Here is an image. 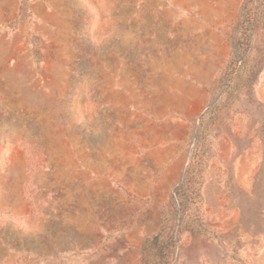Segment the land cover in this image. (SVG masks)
<instances>
[{
    "label": "rangeland",
    "instance_id": "374dc122",
    "mask_svg": "<svg viewBox=\"0 0 264 264\" xmlns=\"http://www.w3.org/2000/svg\"><path fill=\"white\" fill-rule=\"evenodd\" d=\"M0 264H264V0H0Z\"/></svg>",
    "mask_w": 264,
    "mask_h": 264
},
{
    "label": "trees",
    "instance_id": "16d2710c",
    "mask_svg": "<svg viewBox=\"0 0 264 264\" xmlns=\"http://www.w3.org/2000/svg\"><path fill=\"white\" fill-rule=\"evenodd\" d=\"M159 238V236H156L154 239H153V242L157 241Z\"/></svg>",
    "mask_w": 264,
    "mask_h": 264
}]
</instances>
